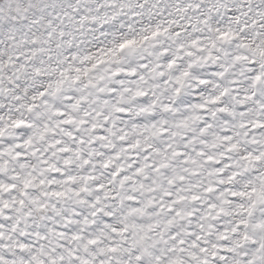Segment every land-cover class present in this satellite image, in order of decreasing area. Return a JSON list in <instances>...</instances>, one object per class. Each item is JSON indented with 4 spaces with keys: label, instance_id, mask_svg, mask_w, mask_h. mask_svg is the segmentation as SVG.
I'll list each match as a JSON object with an SVG mask.
<instances>
[{
    "label": "snow or ice",
    "instance_id": "1",
    "mask_svg": "<svg viewBox=\"0 0 264 264\" xmlns=\"http://www.w3.org/2000/svg\"><path fill=\"white\" fill-rule=\"evenodd\" d=\"M0 264H264V0H0Z\"/></svg>",
    "mask_w": 264,
    "mask_h": 264
}]
</instances>
